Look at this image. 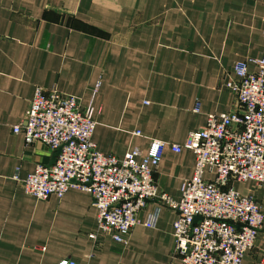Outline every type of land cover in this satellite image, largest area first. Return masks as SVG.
I'll list each match as a JSON object with an SVG mask.
<instances>
[{
	"label": "crops",
	"instance_id": "obj_1",
	"mask_svg": "<svg viewBox=\"0 0 264 264\" xmlns=\"http://www.w3.org/2000/svg\"><path fill=\"white\" fill-rule=\"evenodd\" d=\"M263 49L264 0H0V264H181L172 209L161 207L154 227L137 224L122 244L89 237L97 209L87 192L70 187L38 199L24 191L35 164L57 156L13 132L35 86L92 108L99 151L145 154L151 140L182 145L207 113L233 109V66ZM194 162L191 150L166 147L154 172L158 189L178 199ZM229 185L253 196L264 215V184ZM156 206L149 200L139 220ZM241 264H264V220Z\"/></svg>",
	"mask_w": 264,
	"mask_h": 264
},
{
	"label": "built area",
	"instance_id": "obj_2",
	"mask_svg": "<svg viewBox=\"0 0 264 264\" xmlns=\"http://www.w3.org/2000/svg\"><path fill=\"white\" fill-rule=\"evenodd\" d=\"M233 72L226 81L235 94L233 109L207 113L202 128L191 131L182 145L153 139L145 154L132 147L121 157L96 148L90 106L81 107L75 96L56 87L35 86L25 123L13 132H22L26 143L40 141L60 152L52 164H35L22 180L24 191L38 199L62 197L70 187L87 192L97 209V229L89 237L104 235L122 244L137 224L154 227L160 208L167 207L177 212L172 233L181 264H241L264 215L253 196L240 194L229 182L264 184V49L256 58L236 62ZM166 147L187 148L195 158L178 199L160 191L154 179ZM151 199L157 206L141 222L138 212Z\"/></svg>",
	"mask_w": 264,
	"mask_h": 264
},
{
	"label": "water",
	"instance_id": "obj_3",
	"mask_svg": "<svg viewBox=\"0 0 264 264\" xmlns=\"http://www.w3.org/2000/svg\"><path fill=\"white\" fill-rule=\"evenodd\" d=\"M59 152H60V149H57V150H56V154L58 155Z\"/></svg>",
	"mask_w": 264,
	"mask_h": 264
}]
</instances>
